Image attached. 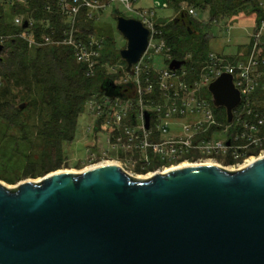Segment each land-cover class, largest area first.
<instances>
[{
    "label": "water",
    "instance_id": "water-1",
    "mask_svg": "<svg viewBox=\"0 0 264 264\" xmlns=\"http://www.w3.org/2000/svg\"><path fill=\"white\" fill-rule=\"evenodd\" d=\"M115 20L132 75L149 29L133 17ZM100 89L125 98L111 79ZM208 91L231 122L240 103L232 76L222 73ZM0 264H264V155L235 170L195 163L139 178L100 164L56 169L13 188L0 182Z\"/></svg>",
    "mask_w": 264,
    "mask_h": 264
},
{
    "label": "built area",
    "instance_id": "built-area-1",
    "mask_svg": "<svg viewBox=\"0 0 264 264\" xmlns=\"http://www.w3.org/2000/svg\"><path fill=\"white\" fill-rule=\"evenodd\" d=\"M254 1L255 9L249 8L256 17L249 33L250 47L246 56L232 59L233 55L209 51L198 73L194 70L187 72L183 65L176 70L168 67L171 60L169 47L162 36L163 23L154 20L156 9L167 8L168 1H154L152 6L141 7L137 6V0H56V13L62 18L59 30L53 28L48 19H41L40 23L46 30L35 37L33 27L36 20L31 11H26L13 15L12 25L21 27L22 31L12 36L23 39L29 48L68 47L75 61L84 69V74L92 77L100 64L105 35L97 28L81 35L77 27L79 13L84 9L87 18L96 20L99 12L119 3L149 29V38L145 52L134 65L133 74L124 73L125 78L114 82H130L134 89L133 97L122 99L93 93L85 102L86 110L96 119L92 130L89 128L90 132L96 133L103 128L106 133L107 148L101 156L103 162L116 158L121 162H116L121 168L134 164L144 168L154 163L158 166L156 172H162L182 163L212 160L219 164L216 157L223 156L231 160L232 167H236L246 159L242 157L244 150L264 145V100L260 99V91L264 89V0ZM0 2L10 7L18 3L27 4V0ZM44 9L52 12L49 5ZM181 10L196 16L197 9L187 2L180 3L179 12ZM24 22H27L26 27H23ZM231 28L232 25H226V30ZM8 37L0 35L3 48ZM158 56H161L160 63L165 65L163 68L155 62ZM103 67L107 71L109 64ZM122 69L124 71V67ZM195 73L197 76L188 81ZM222 73L232 76L233 85L240 94V103L232 111L231 122H227L224 108V123L212 110V99L205 97L211 98L208 85ZM155 90L159 94L157 100L151 99ZM145 111L151 113L148 128L145 127ZM172 127L175 131L171 133ZM221 130L226 132V138L214 137ZM229 139L230 144L227 145ZM109 151H122L129 157L122 160Z\"/></svg>",
    "mask_w": 264,
    "mask_h": 264
},
{
    "label": "trees",
    "instance_id": "trees-1",
    "mask_svg": "<svg viewBox=\"0 0 264 264\" xmlns=\"http://www.w3.org/2000/svg\"><path fill=\"white\" fill-rule=\"evenodd\" d=\"M167 1L178 10L180 3L184 1L196 9H206L209 14L210 20L205 23L181 10L173 19L163 22L162 36L169 47L170 60H184L189 73L192 70L198 73L204 65L210 51L208 46L212 39L211 28L214 21L223 16L231 17L243 7L255 9L254 0ZM46 5L51 7L52 12L44 9ZM26 11H31L36 20L33 27L35 37L46 30L40 23L41 19H48L52 27L58 30L61 25L62 18L56 13V0H27L26 5L18 3L11 7L0 2V35L9 36L0 52V80L4 84L0 92L10 96L17 93L26 103L24 108L31 103L47 111L48 118L39 127L36 136L43 143L41 162L45 172H49L56 170L59 165L62 143L73 139L77 119L84 110L86 100L95 92L105 94L100 89L104 79H111L114 83L125 72L121 69L115 74H108L103 67L105 64H112L115 56H118L110 46L112 42L108 35L105 36L104 46L107 45L109 49L102 53L100 64L92 77L84 74V69L75 61L68 47L49 45L29 48L23 39L12 36L22 31L21 27L12 25L13 15ZM118 15L121 14L117 13ZM77 27L81 30V35L97 28L95 20L87 18L84 9L79 13ZM196 76V73L190 75L188 81ZM114 85L121 86L120 91L125 97H133L134 89L130 82ZM260 94V99L264 100V89ZM151 99H159L156 90ZM224 112L223 107L216 110L217 119L222 123L225 122ZM27 169L28 166H25V170Z\"/></svg>",
    "mask_w": 264,
    "mask_h": 264
},
{
    "label": "rangeland",
    "instance_id": "rangeland-1",
    "mask_svg": "<svg viewBox=\"0 0 264 264\" xmlns=\"http://www.w3.org/2000/svg\"><path fill=\"white\" fill-rule=\"evenodd\" d=\"M100 1L104 2L105 0ZM154 1L163 3L167 0H137V6L149 7L152 6ZM116 12L124 17L136 18L133 12L126 10L119 3H114L96 15L95 23L103 35L110 36L112 42L110 46L119 56V51L125 46L126 40L116 28ZM155 12L154 20L158 23L169 21L179 14V10L171 3L168 4L167 8H157ZM255 17L256 15L251 13L249 7H243L231 17L218 18L212 24V39L209 42L208 49L223 53V55H233L231 56L232 59H237V57L243 59L250 47L249 33L253 28ZM9 18L8 15L7 19ZM195 19L205 23L209 22L208 11L197 9ZM227 24L232 25V28L226 30ZM107 49H109L107 45L104 46V49L101 50L102 53L107 52ZM118 56L116 55L115 61L107 67L108 74H115L125 66V62ZM155 59L158 67L163 68L165 66L160 63L161 56ZM183 67L186 69L185 65ZM122 78H125V75L120 76L118 80ZM3 87L4 84L0 80V90ZM205 97L211 100L210 96L205 95ZM22 102L23 100L17 93L10 96L9 94L6 95L5 92H0V182L11 188L15 187L20 181L25 179L36 181V179L48 173L45 172L44 164L41 162L43 143L36 136L39 127L48 118L47 111L31 103L20 110L17 105ZM211 108L216 113L217 108L213 105H211ZM94 121H96L95 117L84 106V110L78 116L73 139L62 143V157L57 169L81 171L90 165L103 161L101 156L107 148L105 144L106 133L102 130L103 128L96 133H91L90 129L92 130L95 124ZM170 130L171 133L175 131L173 127ZM214 137L224 139L226 138V132L224 130L218 131ZM109 154L115 157L117 155L122 160L129 157L122 151H109ZM216 159L220 161L218 162L220 166L232 169L230 168L232 165L225 162L226 159L223 156H217ZM247 159H251V157ZM108 160L121 163L116 158ZM151 160L154 161V158L151 157ZM25 166H28L27 170H25ZM127 171L132 172L130 169Z\"/></svg>",
    "mask_w": 264,
    "mask_h": 264
},
{
    "label": "flooded vegetation",
    "instance_id": "flooded-vegetation-1",
    "mask_svg": "<svg viewBox=\"0 0 264 264\" xmlns=\"http://www.w3.org/2000/svg\"><path fill=\"white\" fill-rule=\"evenodd\" d=\"M261 155H264V145H262V146H250L249 148H247V150H244L242 153L243 159L248 158V157L249 158L251 157L253 159V157L255 158V157H258ZM225 161H229L227 163H231L230 159H226ZM157 167H158L157 164L155 165L154 163L150 164L149 166L144 167V168H142L141 165H139V164H134L133 166L125 165V167H123L122 169H124L126 172L130 173L133 176H138V175H145L147 173L152 174V173L156 172ZM128 169H130L132 172L127 171ZM159 172H161V171H159Z\"/></svg>",
    "mask_w": 264,
    "mask_h": 264
},
{
    "label": "bare ground",
    "instance_id": "bare-ground-1",
    "mask_svg": "<svg viewBox=\"0 0 264 264\" xmlns=\"http://www.w3.org/2000/svg\"><path fill=\"white\" fill-rule=\"evenodd\" d=\"M249 158V157H248ZM256 158V157H255ZM255 158H251V159H245L243 162H241L238 166H236V167H230V168H232L231 170H235V169H238V168H243L244 166H246L247 164H249V163H251L252 161H254L255 160ZM202 163H205V164H216V165H219V164H217V163H214L212 160H206V161H203ZM100 164H117L115 161H110V160H108V161H102V162H100V163H95V164H93V165H90V166H88V167H86V168H84V169H87V168H90V167H93V166H95V165H100ZM186 165H189V163H182V164H180L178 167H181V166H186ZM220 166V165H219ZM151 174L150 173H147V174H145V175H138L137 177H139V178H147V177H149ZM41 178H39V179H36V181H38V180H40Z\"/></svg>",
    "mask_w": 264,
    "mask_h": 264
}]
</instances>
